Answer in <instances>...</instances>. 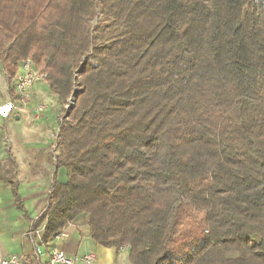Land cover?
Returning a JSON list of instances; mask_svg holds the SVG:
<instances>
[{
	"label": "trees",
	"instance_id": "16d2710c",
	"mask_svg": "<svg viewBox=\"0 0 264 264\" xmlns=\"http://www.w3.org/2000/svg\"><path fill=\"white\" fill-rule=\"evenodd\" d=\"M26 60L74 98L41 243L84 216L130 264H264V0H0Z\"/></svg>",
	"mask_w": 264,
	"mask_h": 264
},
{
	"label": "crops",
	"instance_id": "0c3cea01",
	"mask_svg": "<svg viewBox=\"0 0 264 264\" xmlns=\"http://www.w3.org/2000/svg\"><path fill=\"white\" fill-rule=\"evenodd\" d=\"M21 71L20 66L16 75ZM14 79L8 82L0 62L1 256L20 255L23 264H50L49 253L56 249L69 258L93 253V264H130L128 249L104 248L90 238L84 216L66 225L59 239L42 244L35 256L26 234L47 206L55 172L61 105L45 82L34 84L29 98L20 102L15 95ZM40 105L44 109L38 112ZM58 178L64 179L61 175Z\"/></svg>",
	"mask_w": 264,
	"mask_h": 264
},
{
	"label": "built area",
	"instance_id": "2783aa9c",
	"mask_svg": "<svg viewBox=\"0 0 264 264\" xmlns=\"http://www.w3.org/2000/svg\"><path fill=\"white\" fill-rule=\"evenodd\" d=\"M21 70H22L21 73L15 76L14 90L17 100L23 102L29 98L28 92L30 88L34 84L41 82L44 78V75L40 74L39 71L33 67V64L30 60H26L22 62ZM73 103H74V98L71 99L69 105L66 106V110L70 106H72ZM43 109L44 106L40 105L38 106L37 111L41 112ZM42 232H43V225L37 229L31 228L26 234L27 239L34 246V252L36 257L39 255V248L43 244L41 243ZM61 236H63V234L59 233L53 239H59ZM120 249L125 250L127 248L122 247ZM76 262L81 264H93L95 262V255L93 253H88L80 257L69 258L56 249H52L49 253L50 264H75ZM0 264H23V257L20 255H11L9 257L3 258L0 254Z\"/></svg>",
	"mask_w": 264,
	"mask_h": 264
},
{
	"label": "rangeland",
	"instance_id": "374dc122",
	"mask_svg": "<svg viewBox=\"0 0 264 264\" xmlns=\"http://www.w3.org/2000/svg\"><path fill=\"white\" fill-rule=\"evenodd\" d=\"M6 21H7V20H5V21L1 24V26H3V28L7 26ZM95 25H96V18H95V20L92 22V27H94ZM34 67H35V66H34ZM35 68H36V67H35ZM73 89L76 90V89H77V86L73 87ZM71 99H73L72 94H71L70 97L65 101V105L61 106V116H60V119H61V117L64 115L65 110H66V106L69 105V103L71 102ZM56 101H58L57 98H56Z\"/></svg>",
	"mask_w": 264,
	"mask_h": 264
}]
</instances>
